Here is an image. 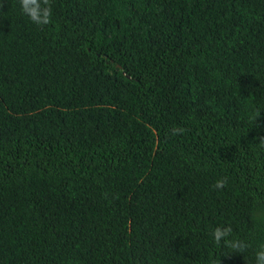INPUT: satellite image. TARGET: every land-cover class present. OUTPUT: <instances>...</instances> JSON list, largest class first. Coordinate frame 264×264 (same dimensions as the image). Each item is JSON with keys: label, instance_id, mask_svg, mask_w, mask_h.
Wrapping results in <instances>:
<instances>
[{"label": "trees", "instance_id": "trees-1", "mask_svg": "<svg viewBox=\"0 0 264 264\" xmlns=\"http://www.w3.org/2000/svg\"><path fill=\"white\" fill-rule=\"evenodd\" d=\"M49 3L0 0V264H254L264 0Z\"/></svg>", "mask_w": 264, "mask_h": 264}, {"label": "clouds", "instance_id": "clouds-1", "mask_svg": "<svg viewBox=\"0 0 264 264\" xmlns=\"http://www.w3.org/2000/svg\"><path fill=\"white\" fill-rule=\"evenodd\" d=\"M20 8L23 13L37 25L47 24L52 14V9L49 0H20ZM172 131L182 132L183 129L173 128ZM260 143L262 146H264V135H261ZM225 181V177L217 179L216 186H222ZM231 232V225H217L212 229V237L218 243L223 238L224 243L227 244L228 247L231 249L242 250L246 248L247 245L244 242L228 239ZM213 264H216V262L214 261ZM254 264H264V243L260 244L255 250Z\"/></svg>", "mask_w": 264, "mask_h": 264}]
</instances>
